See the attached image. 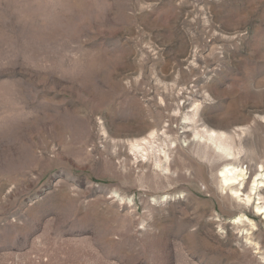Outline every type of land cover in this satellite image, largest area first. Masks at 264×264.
<instances>
[{"label": "rangeland", "instance_id": "obj_1", "mask_svg": "<svg viewBox=\"0 0 264 264\" xmlns=\"http://www.w3.org/2000/svg\"><path fill=\"white\" fill-rule=\"evenodd\" d=\"M226 167L264 175V0H0V264H264Z\"/></svg>", "mask_w": 264, "mask_h": 264}, {"label": "bare ground", "instance_id": "obj_2", "mask_svg": "<svg viewBox=\"0 0 264 264\" xmlns=\"http://www.w3.org/2000/svg\"><path fill=\"white\" fill-rule=\"evenodd\" d=\"M150 127H151V124L149 125V127L145 128V129L139 131L138 133H136L135 135H133V138L124 141L123 144L128 145L130 147L129 150L131 152L142 153L146 157H149V156H155L156 157L157 156L156 150H158V142L161 143V142H164L165 140H163L162 137H160L157 133H155L153 129L151 131H149L148 134L146 135L145 133L147 132L148 129H150ZM205 133L208 134L209 140H211L214 143H218L217 147L219 149H221L223 152L227 153L230 150V147H229L228 143L226 142L227 138H226V134L224 132H215V131H207L206 130ZM223 141H225V144L222 143ZM161 144H159V145H161ZM233 171H234V168L233 169H229L227 167L223 168V170L220 172V178L222 177L223 184L226 187H230V188H232L236 184L242 186L241 190L239 189L234 194L236 195L238 193H241V196L245 197V201H244L243 205L246 206V208L250 205L252 198H253V201H258L256 204H254V202H253V207H254L257 215H263L262 221L264 223V195L262 194V193H264V175L263 176L261 174L255 175L254 180L251 182L252 186L249 188V187H247L246 183H244L243 179L239 178L240 176L233 174ZM241 175H243V174H241ZM259 180H261V182L257 183V181H259ZM240 181H241V183H240ZM259 187H261L262 190H258ZM242 218H243V216L240 217V219L237 220L236 223L241 225L243 222L241 220ZM241 254H242V252H241ZM246 254H247V251H246Z\"/></svg>", "mask_w": 264, "mask_h": 264}]
</instances>
